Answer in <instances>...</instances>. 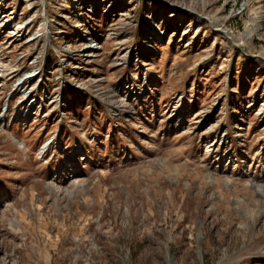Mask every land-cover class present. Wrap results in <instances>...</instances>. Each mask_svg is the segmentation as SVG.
<instances>
[{"label":"rangeland","instance_id":"1","mask_svg":"<svg viewBox=\"0 0 264 264\" xmlns=\"http://www.w3.org/2000/svg\"><path fill=\"white\" fill-rule=\"evenodd\" d=\"M0 264H264V0H0Z\"/></svg>","mask_w":264,"mask_h":264},{"label":"bare ground","instance_id":"2","mask_svg":"<svg viewBox=\"0 0 264 264\" xmlns=\"http://www.w3.org/2000/svg\"><path fill=\"white\" fill-rule=\"evenodd\" d=\"M199 18H200L201 20H205L204 17H200V16H199ZM260 18H261V17H260ZM256 20H257V19H256ZM255 23H256V22H255ZM255 26H256V25H255ZM47 148H48L47 146L44 147V149H43V152H44V153L47 152V151H46Z\"/></svg>","mask_w":264,"mask_h":264}]
</instances>
